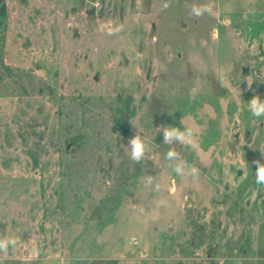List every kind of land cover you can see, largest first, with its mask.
<instances>
[{"label":"rangeland","instance_id":"rangeland-1","mask_svg":"<svg viewBox=\"0 0 264 264\" xmlns=\"http://www.w3.org/2000/svg\"><path fill=\"white\" fill-rule=\"evenodd\" d=\"M4 1L0 238L19 242L0 264H264V117L247 105L264 100V0ZM169 126L193 129L174 147L198 179L167 167Z\"/></svg>","mask_w":264,"mask_h":264},{"label":"clouds","instance_id":"clouds-1","mask_svg":"<svg viewBox=\"0 0 264 264\" xmlns=\"http://www.w3.org/2000/svg\"><path fill=\"white\" fill-rule=\"evenodd\" d=\"M171 0H164L162 4V9L166 10L170 7ZM186 7L189 8L190 15L195 18H201L204 15L212 14L213 8L209 4H186ZM101 29L104 30L107 35L112 36L123 31V24H112L104 23L101 26ZM253 83V82H252ZM252 83L248 82V87L251 89ZM248 108L251 112V115L255 118L264 117V100L260 98L258 94H254L250 101L247 103ZM163 143L170 145L168 151L164 154V159L167 161V167L174 172L177 176L191 177L192 179H198L200 175V170L195 165H189L185 157L181 152L177 151L174 147L175 144H182L185 146H191L194 141V131L191 127H174L169 126L163 129ZM128 148L130 149L129 159L137 164L141 161H144L146 152L148 151V144L145 139L140 135L136 134L129 139ZM264 154V151H261ZM255 165V183L257 185L264 186V163L259 159L253 161ZM160 184L156 182L155 178L151 175H148L144 178V188L153 190L156 192L160 191ZM164 202L161 201V204ZM139 213L143 215L145 213L144 208L138 209ZM19 242L18 237H3L0 238V254L6 255L9 248L15 249ZM37 255L39 251L36 250Z\"/></svg>","mask_w":264,"mask_h":264},{"label":"trees","instance_id":"trees-1","mask_svg":"<svg viewBox=\"0 0 264 264\" xmlns=\"http://www.w3.org/2000/svg\"><path fill=\"white\" fill-rule=\"evenodd\" d=\"M6 24V9H5V1L0 0V56L3 49L4 43V29ZM91 264H116L114 260L108 262H92Z\"/></svg>","mask_w":264,"mask_h":264}]
</instances>
